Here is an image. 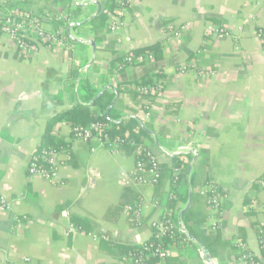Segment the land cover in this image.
Returning <instances> with one entry per match:
<instances>
[{
	"label": "crops",
	"instance_id": "0c3cea01",
	"mask_svg": "<svg viewBox=\"0 0 264 264\" xmlns=\"http://www.w3.org/2000/svg\"><path fill=\"white\" fill-rule=\"evenodd\" d=\"M21 1L24 9L44 18L48 31L55 29L59 15L66 16L71 41L65 48L36 43L22 51L0 27V264H131L102 251L100 236L138 244L139 234L144 242L162 215L164 207L151 208L137 225L127 208L141 199L166 201L171 185L165 177L154 186L150 200L143 189L122 184L127 189L122 200L79 207L87 188L103 182L105 160L128 154L103 147L92 151L62 123L55 133L71 142L76 166L61 155L59 185L29 173L47 121L78 102L71 85L75 61L85 64L83 72L95 88L124 90L118 93L116 108L153 131V139L146 138L144 145L160 153L161 163L171 164L172 154H192V166L205 183L201 193L222 188L219 206L208 207V225L215 224L225 241L239 236L242 227L245 240L240 244L263 259L258 225H264V188L253 186L264 174V50L258 37L259 30L264 31V0H131L125 24L116 31L107 25L97 38L90 26H79L82 21L72 23L73 12L83 5L80 18L85 19L98 9L95 2L104 0ZM209 25L227 34H211ZM155 43L162 46L158 59L109 75L112 60ZM181 66H187L186 71L181 72ZM149 73L161 74L163 90L147 118L143 98L134 99L126 90L135 89L133 82ZM92 112L100 114L96 108ZM159 133L169 139V147L158 144ZM135 193L139 200H133ZM246 194L251 203L244 202ZM113 205L122 210L107 220L104 215ZM73 217H78L79 228ZM235 253L226 248L222 258L211 257L212 262L249 264ZM183 254L187 264H209L203 250L189 246Z\"/></svg>",
	"mask_w": 264,
	"mask_h": 264
},
{
	"label": "trees",
	"instance_id": "16d2710c",
	"mask_svg": "<svg viewBox=\"0 0 264 264\" xmlns=\"http://www.w3.org/2000/svg\"><path fill=\"white\" fill-rule=\"evenodd\" d=\"M6 1L11 3L12 7L20 8L22 11H27L23 7L24 2H22L21 0ZM60 1L63 3L65 2V0ZM117 1L118 0H104L103 2H101L100 11H97V9L96 11H94V14L92 16H88L85 19L80 18L83 13L84 6L79 5L73 12L74 17L72 23L82 21L83 24H79V26H90L91 30L95 33V36L97 38L99 34L104 30V28L108 25L111 14L116 8ZM54 22L55 29H58L60 27H66L67 29L71 25V22H66L65 20L55 19ZM0 27L1 31L3 32L1 23ZM161 51L162 46L159 43L132 50L135 56L152 53L157 59L161 56ZM121 62H123V57H119L111 61L108 68L109 75L113 74L115 70L119 71L118 65ZM133 64L141 63L134 62ZM84 66L85 64H83V62L75 61L71 75V85L76 91L78 102L74 107L51 117L47 121L46 127L41 137V143L35 151V154L41 156L42 154H45L47 152L55 151L66 155V161H68L73 166H76L72 144L71 142H68L66 140V137H64L63 135L55 133L56 125L62 123L69 126L71 128V135L73 136L72 130L75 126L83 125L85 127H89L91 124L99 122L109 127V130H107L106 133L110 136V138L114 139L120 137L124 139V143L121 145V150L123 152L136 157L137 146L144 145V141L146 138L153 139V131L146 128L141 123V120L139 118L133 116H125L124 114H122L116 108V104L111 107L108 115H106V111L116 97V93L124 92V90L121 89L120 86H117L115 88L116 90L107 88L102 91L95 88L90 83L88 77L84 74ZM160 76V73L145 74L139 79L135 80L133 84L136 86L155 84V78H159ZM126 92L130 93L134 99H137L140 96V93L135 89H129L126 90ZM91 102H93L92 106L89 105ZM94 108L100 111L99 115H95L92 112V109ZM123 117L124 119L120 121ZM96 133H102V131L96 130ZM162 137L163 136L160 133L156 134L158 144L161 146H163L161 142ZM170 159L171 164L161 163L162 179L160 183L164 180V177L170 180L171 187L169 188L168 192L169 196L171 197H169L167 205L163 208L160 219L163 220L165 218H171L175 223V230L174 238H170V236L162 238L161 242L163 246L171 250V255L164 261L177 260L178 264H187L186 259H184L183 253L184 249L189 246L207 252L212 258H222V252L226 248L234 250L236 252L235 255L238 259H242V256L245 253H251L247 248H243L239 245V243H242L245 240V236L243 234L244 229L242 227L239 230V236L235 237L234 240L225 241L222 239L220 229H213L208 225L211 217V214L208 211V207L211 206L209 200L212 196V191L208 190L205 194L201 193V189L205 185V183H203L201 181V178L199 177L200 172L196 170L194 166H192V154L190 152H179L176 154H172L170 156ZM39 163L40 165L44 164L42 160L39 161ZM176 169L183 170L188 175L187 180L184 183L175 181L174 173ZM263 178L264 174L261 175L259 180ZM259 180H256L253 186L257 190H261ZM160 183L154 186H158L160 185ZM221 190L222 188L218 186L217 189H213V191L216 193H219ZM140 197L141 196L135 193L133 196V200H139ZM189 202L190 207H188V209H185ZM244 202L251 203L250 194H246ZM59 208H61V206ZM115 210H118L119 214L122 208L116 205L111 206L105 213L104 218L107 220H111V215ZM72 222L78 228L80 227L78 217H73ZM134 223L137 224L138 222L134 221ZM141 223H144V218L141 219ZM255 225L257 226V224ZM258 226V234L262 242L264 240V225ZM152 232L153 234L146 240V242L152 245H157L158 243H160V241L156 239L154 235V233L156 232V228L154 225L152 226ZM235 241H238V244H236ZM99 245L100 249L105 253L119 258L129 257L134 253H140L143 249L140 244H125L123 242L114 240L112 237L104 234L100 236ZM261 245L263 247L262 251L264 252V242H262ZM147 254H149V252L144 251L143 255L146 256ZM159 262H161V260L157 257L147 258L148 264H159ZM245 262L249 263L250 260H245Z\"/></svg>",
	"mask_w": 264,
	"mask_h": 264
},
{
	"label": "built area",
	"instance_id": "2783aa9c",
	"mask_svg": "<svg viewBox=\"0 0 264 264\" xmlns=\"http://www.w3.org/2000/svg\"><path fill=\"white\" fill-rule=\"evenodd\" d=\"M131 0H118L114 12L111 14L110 21L108 23V29L111 31H116L122 27L124 22V16L126 10L130 4ZM49 16V15H47ZM58 20H65L68 22V18L64 15H59ZM0 23L2 25L3 33L8 36V38L14 42L22 51H29L31 46L36 43H43L49 47L59 46L65 48L68 46L71 38L67 33L66 27H60L54 30H46L43 28V18L30 11H22L20 8L12 7L11 3L6 0H0ZM207 32L214 33L219 36L227 34L223 28L214 27L209 25L207 27ZM178 34V33H177ZM258 37L261 40L262 48L264 50V31L259 30ZM154 54H146L135 56L133 52L127 53L123 57V62L119 63L118 69L122 70L125 67L135 63H147L154 61ZM187 66H181V72L186 71ZM135 90L140 93L143 98L142 110L145 116L149 118L152 114L153 104L157 97L161 94L163 90V83L160 78H155V84H149L146 86H135ZM96 130L102 131V133H96ZM109 127L105 124L99 122L91 124L89 127L83 125H77L73 128V136L77 141L85 142L91 145V150L95 151L98 147H103L108 149L112 153L123 152L121 150V145L124 143V139L110 138L106 133ZM135 166L130 172H126L122 175L120 181L124 186L128 187H140L148 185H157L162 179L161 171V161L158 159L157 155L146 145H138L136 148ZM61 153L52 151L42 154L41 156L33 154L29 163L28 171L31 175L38 174L47 182L59 185L60 174L59 165L61 163ZM43 161L44 164L39 163ZM175 181L184 183L187 180L188 175L185 171L176 169ZM261 188H264V178L259 180ZM203 194L206 191H202ZM171 196H167L166 201L154 200L152 202L145 201L141 199L140 201L134 203L132 206L127 208V213L131 214L133 221L138 222L137 225H141V219L145 216L146 210L156 207H165L167 205L168 199ZM211 206H219L220 196L215 194L213 198V188L212 196L209 200ZM3 206H6L5 202H2ZM155 226L156 232L154 233L156 239L160 241L157 245H152L146 241H141L139 234L135 235L137 243L140 244L143 249L140 253L131 254L125 259L132 264H148L147 258L157 257L161 261H164L167 257L171 255V250L167 249L162 244V238L170 236L174 238L175 223L171 218L158 219L152 223ZM215 229V224L212 225ZM153 234V232H152ZM239 245L243 248L244 245ZM149 252L146 256L143 253ZM29 260V259H26ZM250 260L249 264H264V258L258 260L253 256L252 253H245L240 261Z\"/></svg>",
	"mask_w": 264,
	"mask_h": 264
},
{
	"label": "rangeland",
	"instance_id": "374dc122",
	"mask_svg": "<svg viewBox=\"0 0 264 264\" xmlns=\"http://www.w3.org/2000/svg\"><path fill=\"white\" fill-rule=\"evenodd\" d=\"M26 9L27 11L37 14L36 11L29 9L28 7ZM42 26L44 29H47L50 27V25H46L44 23ZM161 142H162V145L165 147H169L170 145L169 139L167 138L164 140L162 137ZM168 149L166 150V152L170 154L171 152ZM152 151L157 155L158 159L160 160V157L158 156L160 155V153L155 151L154 148L152 149ZM105 162H106V165L103 168V178H102L103 182L99 183L94 188H87L88 195L82 196L79 207H81L84 202H86V204L89 202V205L91 204L92 208L93 207L97 208L100 206V204L104 205L105 203H109L111 201L122 200L123 198L122 196H124V193L126 192L127 189L122 185L120 179L124 173H126L128 170H132V168L134 167V164H135L134 157L131 155L125 156L122 154H118V155H115V157H108L105 160ZM140 189L144 190L145 198L150 200L154 186L153 185L140 186L138 187V190ZM208 190L212 191V189H209V188L205 189L206 192ZM213 193H214L213 198L215 194H218L219 196L221 195L220 193H216L214 191ZM215 207L217 206L214 205V208ZM244 247L246 248L245 245Z\"/></svg>",
	"mask_w": 264,
	"mask_h": 264
},
{
	"label": "water",
	"instance_id": "95a60500",
	"mask_svg": "<svg viewBox=\"0 0 264 264\" xmlns=\"http://www.w3.org/2000/svg\"><path fill=\"white\" fill-rule=\"evenodd\" d=\"M95 3L98 5V10H97V11H100V9H101V3H100L99 1H96ZM70 27H71V26H69V28H70ZM101 93H102V92H101ZM101 93H100V94H101ZM100 94H99V95H100ZM117 97H118V93H117V96L114 98V100H113L112 104L110 105V107L107 109V111H106V115H108V113H109L111 107H113V106L115 105V103H116V101H117ZM89 105L92 106V105H93V102H91ZM133 117H136V116H133ZM137 118H138V117H137ZM123 119H124V117L121 118L120 121H122ZM140 120H141V119H140ZM141 123L143 124L142 121H141ZM190 169H191V168H190ZM188 207H190V202L188 203V205H187V207H186L185 209H188ZM205 253H206V257H207V260H208L209 264H213L211 256H210L207 252H205Z\"/></svg>",
	"mask_w": 264,
	"mask_h": 264
}]
</instances>
